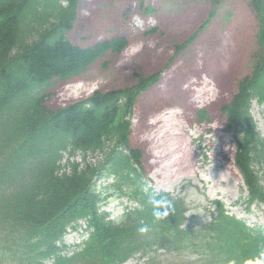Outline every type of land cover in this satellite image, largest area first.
<instances>
[{"label":"trees","instance_id":"16d2710c","mask_svg":"<svg viewBox=\"0 0 264 264\" xmlns=\"http://www.w3.org/2000/svg\"><path fill=\"white\" fill-rule=\"evenodd\" d=\"M140 6L144 0H138ZM257 20L250 72L221 107L233 131L234 164L246 205L264 204V135L250 112L264 102V0H248ZM221 0L201 25L207 27ZM79 0H0V256L14 264H120L139 254L144 264H163L156 253H198L201 264H264V229L250 228L217 213L200 228L185 224L184 199L145 188L141 153L130 145L131 117L139 95L159 73L138 76L136 84L96 91L60 108L47 106L54 80L85 72L107 52L122 50L125 38L89 46L72 44L67 34L77 19ZM146 12L152 9L146 7ZM155 29L148 30L150 33ZM195 34L176 46L185 49ZM206 119L205 112H199ZM76 157H79L76 159ZM108 180L105 185L100 180ZM128 197L138 207L116 219L101 207ZM167 215L157 219V205ZM85 219L90 235L68 255L62 239L70 223ZM148 231L141 234L140 227ZM60 245H59V244Z\"/></svg>","mask_w":264,"mask_h":264},{"label":"rangeland","instance_id":"374dc122","mask_svg":"<svg viewBox=\"0 0 264 264\" xmlns=\"http://www.w3.org/2000/svg\"><path fill=\"white\" fill-rule=\"evenodd\" d=\"M146 7L152 12L147 13ZM210 9L211 0H144L142 6L138 0H79L77 20L68 33L74 45L85 47L121 36L127 44L120 51L107 52L77 76L54 80L46 90L45 101L50 108L64 107L96 91L130 87L138 76L158 72V81L138 97L131 118L130 143L141 153L145 188L184 199L188 206L185 224L192 228L212 220L214 200L249 226L264 227V206L247 208L243 203L246 191L233 163V131L226 127L221 113L238 79L250 71L257 20L248 0H221L215 16L202 29ZM151 29L155 30L150 33ZM194 34L185 49L177 51L176 46ZM218 72L224 74L223 79ZM175 83L180 84L178 89L187 91L190 103L181 94L176 95L178 89L170 87ZM161 97L166 105L159 110L156 98ZM148 107L157 111L146 114L149 122L164 114L163 127H145L144 109ZM200 111L205 112L206 119L201 118ZM251 112L264 132V106L253 103ZM220 144L223 152H217ZM185 147L189 150L188 167H180ZM256 170L261 174L264 168ZM210 174L219 178L216 184ZM128 200L112 197L102 209L116 218L124 210L120 204ZM131 206L136 207V202L132 200ZM155 255L163 264L202 263L196 252L185 257L184 252L160 249ZM147 258L137 254L126 264H143ZM0 264L14 262L0 256Z\"/></svg>","mask_w":264,"mask_h":264},{"label":"bare ground","instance_id":"6f19581e","mask_svg":"<svg viewBox=\"0 0 264 264\" xmlns=\"http://www.w3.org/2000/svg\"><path fill=\"white\" fill-rule=\"evenodd\" d=\"M217 75H218V77H221V79L224 78V74H221V73L218 72ZM170 87L172 89H178V88H180V84L179 83H175L174 85H172ZM179 94H181L182 97H184V99L188 103H190L187 100V96H188L187 91H183L181 89H178L177 92H176V95H179ZM159 95L162 96V92ZM200 99L203 100L204 98H200ZM156 100L159 101L158 102V107H157L159 110L162 109L163 107H165L166 103L162 99V97L161 98H156ZM209 101H210V99H209ZM153 112L157 113V111L154 110V107H148L147 109L146 108L144 109L143 123L145 124V127L146 128H157L159 125H162V127H163L164 126L163 122L166 119L164 114H159L158 116H154L152 121H150V122L148 121L146 114L150 115V114H153ZM168 127H169V125L166 126V130H167ZM164 133H166V131ZM220 145H221L220 146V150L217 149V152H221V149H222V152H223V145L222 144H220ZM188 154H189L188 148H186V147H185V149L183 148V154L181 156V160H180V158L178 159V161L180 160L179 161L180 167H183V166L188 167V156H189ZM209 173H211L210 170H209ZM210 176L212 177L213 184H216L218 182L219 178L216 175H212V174H210Z\"/></svg>","mask_w":264,"mask_h":264},{"label":"clouds","instance_id":"9594fccd","mask_svg":"<svg viewBox=\"0 0 264 264\" xmlns=\"http://www.w3.org/2000/svg\"><path fill=\"white\" fill-rule=\"evenodd\" d=\"M139 50H140V49H139V47H138V48L136 49V51H139ZM153 203H154L155 205L158 206V207H157V210H156L155 213H154V215L156 216V218H157V219H162V218H164L168 213H167L166 210L161 211L159 206L163 203V205H164L165 207H170V206H171L170 202H167V201H165V202H161V201H153ZM138 231H139L141 234H144V233H146V232L148 231V228H147V226H143V227H140Z\"/></svg>","mask_w":264,"mask_h":264}]
</instances>
